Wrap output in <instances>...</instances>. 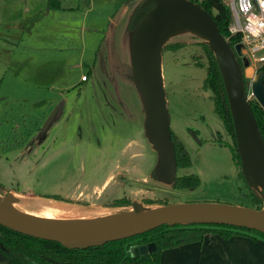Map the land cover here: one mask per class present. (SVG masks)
Here are the masks:
<instances>
[{
	"label": "rangeland",
	"instance_id": "obj_1",
	"mask_svg": "<svg viewBox=\"0 0 264 264\" xmlns=\"http://www.w3.org/2000/svg\"><path fill=\"white\" fill-rule=\"evenodd\" d=\"M117 2L60 0L61 9L50 11L47 0H0V194L16 195L24 212L57 206L74 212L70 217L107 214L120 208L112 200L123 197L130 203L121 207L134 201L252 208L231 138L202 87L205 68L195 65L206 64L204 51L189 34L168 42L181 46L163 51L162 73L170 131L191 161L176 175L194 176L199 185L173 190L149 177L156 154L143 135L140 92L106 57L95 59L108 32L113 55L130 61L127 18L134 4L118 16ZM57 105L60 112L42 132ZM116 171L128 176L127 186L111 179ZM54 195L73 204L55 202Z\"/></svg>",
	"mask_w": 264,
	"mask_h": 264
},
{
	"label": "water",
	"instance_id": "obj_2",
	"mask_svg": "<svg viewBox=\"0 0 264 264\" xmlns=\"http://www.w3.org/2000/svg\"><path fill=\"white\" fill-rule=\"evenodd\" d=\"M131 4L134 6L127 18V30L131 34L130 61L123 63L117 54L113 55L108 32L103 38L107 40L108 48L104 51L102 42L97 57H106L140 92L144 108L143 135L156 154L149 177L171 189L177 177L163 83L162 53L171 39L189 34L197 38L199 44H206L217 62L228 101L240 170L253 195L262 200V207L255 209L208 202L144 206L133 201L127 207L93 217L47 218L16 208L21 199L6 192L0 194V225L33 238L58 242L67 249L102 246L163 225H229L264 234V140L244 84V79H249V91L264 111V69L251 74L246 57L238 60L244 55L242 45L236 44L232 48L219 33L211 15L190 0H136L122 4L117 9L118 16ZM150 4L151 7L130 30L129 19L134 9ZM59 112L60 106L57 105L48 116L42 132ZM154 250L153 243L134 246L132 255H145Z\"/></svg>",
	"mask_w": 264,
	"mask_h": 264
},
{
	"label": "trees",
	"instance_id": "obj_3",
	"mask_svg": "<svg viewBox=\"0 0 264 264\" xmlns=\"http://www.w3.org/2000/svg\"><path fill=\"white\" fill-rule=\"evenodd\" d=\"M116 10L122 4H129L136 0H117ZM198 4L203 10L211 15L215 21L219 33L228 39L229 45L233 46L239 42V35L231 36L228 27L231 20L230 10L223 0H190ZM47 10L57 11L61 9L60 0H47ZM151 7H136L129 19V29L132 30L144 13ZM204 51L206 64L195 63L198 67L205 68V77L202 87L211 93L214 112L221 121L226 133L231 138V150L234 163L238 167L239 177L249 191L252 208L260 209L262 200L253 195L251 189L245 182L240 170L239 156L236 151V143L232 120L228 108V101L224 90L217 62L206 44H199ZM181 44H168L163 51L175 50ZM99 52V46L95 52V59ZM94 59V61H95ZM239 60V59H238ZM240 61V60H239ZM93 66V64H92ZM264 69V66L259 70ZM87 79V77H86ZM83 82V81H81ZM246 94L249 93V79H244ZM250 107L264 140V111L259 104L250 99ZM171 140L174 145L177 169L190 167L191 161L184 144L171 132ZM199 181L194 176H177L173 184V190H186L197 187ZM264 194V185L262 187ZM50 197V196H45ZM52 198H55L51 196ZM128 200H114L111 206H126ZM168 202L161 203L166 205ZM209 233H218L227 239L232 234H243L251 239L257 237L264 239V234L246 228L229 225H163L143 234L130 238L107 242L102 246L86 249H67L60 243L33 238L20 234L0 225V264H159L160 253L164 249L174 248L180 245L201 241ZM153 243L155 250L151 253L133 256L132 248L143 244Z\"/></svg>",
	"mask_w": 264,
	"mask_h": 264
},
{
	"label": "crops",
	"instance_id": "obj_4",
	"mask_svg": "<svg viewBox=\"0 0 264 264\" xmlns=\"http://www.w3.org/2000/svg\"><path fill=\"white\" fill-rule=\"evenodd\" d=\"M159 264H264V239L209 233L201 241L162 250Z\"/></svg>",
	"mask_w": 264,
	"mask_h": 264
},
{
	"label": "built area",
	"instance_id": "obj_5",
	"mask_svg": "<svg viewBox=\"0 0 264 264\" xmlns=\"http://www.w3.org/2000/svg\"><path fill=\"white\" fill-rule=\"evenodd\" d=\"M230 10L228 31L231 36L239 35L249 67L255 72L264 66V0H223ZM227 41L228 39L225 38ZM235 44V45H236ZM86 76L81 77L85 81ZM249 91L247 98H251Z\"/></svg>",
	"mask_w": 264,
	"mask_h": 264
},
{
	"label": "flooded vegetation",
	"instance_id": "obj_6",
	"mask_svg": "<svg viewBox=\"0 0 264 264\" xmlns=\"http://www.w3.org/2000/svg\"><path fill=\"white\" fill-rule=\"evenodd\" d=\"M39 130H40V128H39ZM17 146H18V143L16 142L15 143ZM15 144H13V145H15ZM122 152V151H121ZM121 152L119 153V156H121ZM109 178V177H108ZM127 178H128V176L124 173V172H121V174L118 172V171H116L115 173H114V175H113V178L111 177V179H113V181L115 182V183H117L116 185H118L119 187H123V186H127L128 184H129V182H128V180H127ZM106 181H107V179H105L104 180V183H102V184H104L103 186H105L106 185ZM89 185H91V181L88 183ZM75 185V184H74ZM1 186V185H0ZM77 186V185H76ZM75 186V187H76ZM75 189V188H74ZM82 195V193H80L78 196H81ZM53 197H55V199L56 200H59V201H62V202H66V203H72L73 204V202H71V199L72 198H69L68 199V197L67 196H61V195H54ZM74 199H76L75 201H78V202H81L82 201V199H79V198H74ZM128 200V199H126V198H120V199H114V200ZM114 200H112V202L114 201ZM129 201V200H128ZM111 202V203H112ZM121 207V206H120Z\"/></svg>",
	"mask_w": 264,
	"mask_h": 264
},
{
	"label": "bare ground",
	"instance_id": "obj_7",
	"mask_svg": "<svg viewBox=\"0 0 264 264\" xmlns=\"http://www.w3.org/2000/svg\"><path fill=\"white\" fill-rule=\"evenodd\" d=\"M50 203H52V202H50ZM39 212L40 213L37 215H40L42 217H47V218H69L70 215L74 214V212H71L70 209H66V208H62V207L59 208L57 206H40ZM102 214H104V213H102Z\"/></svg>",
	"mask_w": 264,
	"mask_h": 264
}]
</instances>
